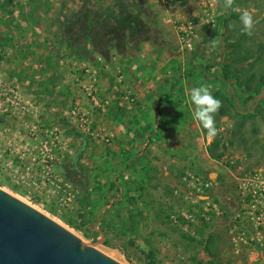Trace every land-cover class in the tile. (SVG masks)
<instances>
[{
	"label": "rangeland",
	"instance_id": "1",
	"mask_svg": "<svg viewBox=\"0 0 264 264\" xmlns=\"http://www.w3.org/2000/svg\"><path fill=\"white\" fill-rule=\"evenodd\" d=\"M235 6L253 11V44L264 45V0ZM230 10L223 0H0V189L120 264H248L207 198L191 188H156L143 158L117 152L108 129L111 110L136 101L124 85L121 53H178L185 66L176 82L209 86L218 100L240 105L243 88L213 79L229 61L224 20L239 26ZM187 23L190 47L180 37ZM261 56L253 67L254 59L236 66L241 80L255 72L252 88L264 74ZM89 92L108 102L105 111L93 107ZM257 103L242 117L215 114L219 131L209 146L222 144L217 166L230 170L231 186L264 163V102L258 110ZM262 236L254 255L260 264L264 229Z\"/></svg>",
	"mask_w": 264,
	"mask_h": 264
},
{
	"label": "crops",
	"instance_id": "2",
	"mask_svg": "<svg viewBox=\"0 0 264 264\" xmlns=\"http://www.w3.org/2000/svg\"><path fill=\"white\" fill-rule=\"evenodd\" d=\"M120 56L124 61V85L134 92L136 101L132 105L122 103L109 114L108 129L116 137L113 148L117 152L124 148L126 154L138 156L137 159L142 157L140 167L149 171L156 188L166 184L187 193L189 188L181 184V179L184 173H191L211 184L205 195L200 194L203 198H216L218 205L234 207L236 185L229 184L230 170L224 171L217 166V160L209 157V138L193 119V106L187 102L190 89L196 86L174 79V74L183 70L185 61L178 53L166 56L153 51ZM166 93L170 98L165 97ZM178 93H184L185 99L178 98ZM144 146L146 151L138 153Z\"/></svg>",
	"mask_w": 264,
	"mask_h": 264
},
{
	"label": "water",
	"instance_id": "3",
	"mask_svg": "<svg viewBox=\"0 0 264 264\" xmlns=\"http://www.w3.org/2000/svg\"><path fill=\"white\" fill-rule=\"evenodd\" d=\"M0 264L120 263L0 189Z\"/></svg>",
	"mask_w": 264,
	"mask_h": 264
},
{
	"label": "built area",
	"instance_id": "4",
	"mask_svg": "<svg viewBox=\"0 0 264 264\" xmlns=\"http://www.w3.org/2000/svg\"><path fill=\"white\" fill-rule=\"evenodd\" d=\"M211 1L214 2L215 0ZM192 30L193 25L191 23H187L181 29V40L188 47L191 46ZM88 96L94 108L105 111L104 106L108 103L107 101L100 105L90 92ZM128 99L129 97H124L125 101H130ZM75 110L73 113L76 112ZM181 184H185L187 188H191L201 195H205L206 191L211 188L210 183L200 181L191 173H184ZM235 190L234 207H225L219 202L220 205L207 202L206 207L209 212H214L219 217H226V228L232 249L235 252L244 251L248 264H260L254 255L257 246H262V229H264V163L239 177L236 181Z\"/></svg>",
	"mask_w": 264,
	"mask_h": 264
},
{
	"label": "trees",
	"instance_id": "5",
	"mask_svg": "<svg viewBox=\"0 0 264 264\" xmlns=\"http://www.w3.org/2000/svg\"><path fill=\"white\" fill-rule=\"evenodd\" d=\"M229 17L230 19L234 18L239 26L235 27L233 24L227 25L228 21L224 20L225 27L229 32L228 39L226 40V43L230 47L228 57L229 61L224 65L221 75L216 74L214 75L213 79L224 81L225 85L229 89H231L232 82L234 81L240 88H243V90L248 93V95L240 105H237L234 102L233 98L227 99L225 96H219L221 97L220 101L222 103V107L217 112L219 118L223 116H229L231 113L238 117H242L244 116V111L249 109L251 107V104H256L258 102L256 105L257 108L255 107V109L258 110L260 109L259 101L262 100V102H264V74H261L258 77L256 84L252 88L250 85L256 76L255 72L253 71L252 73L245 75L244 80H241V70L236 69L237 65L248 62L251 59H254L253 63H251V66L253 67L254 63L260 60V58L262 57L261 55L264 54V45L258 43L255 46L253 44L255 37L254 33H252L251 35H247L242 32L241 24L239 22V14H236L231 9ZM230 25H232V27H230ZM232 67L235 69H233V71H230V68ZM215 98H218V95H215ZM248 116L250 115L248 114ZM237 128L240 129V127ZM201 131L204 135H207L206 131L203 130L202 127ZM222 147V144H219L218 140L213 141L207 148L209 157L217 161L220 158H223L224 155H222V151L219 152V149H222ZM144 249L148 260L151 261L152 254L146 247H144Z\"/></svg>",
	"mask_w": 264,
	"mask_h": 264
},
{
	"label": "clouds",
	"instance_id": "6",
	"mask_svg": "<svg viewBox=\"0 0 264 264\" xmlns=\"http://www.w3.org/2000/svg\"><path fill=\"white\" fill-rule=\"evenodd\" d=\"M235 0H223V6L230 8L239 14V22L241 30L244 34L251 35L254 27L253 11L248 9H241L235 6ZM232 27V25H230ZM219 44L217 39L210 40V46L216 47ZM187 102L193 106V119L201 125L202 129L206 131L209 139L218 135V129L215 122V114L222 107L220 100L212 95L209 86L200 85L190 89Z\"/></svg>",
	"mask_w": 264,
	"mask_h": 264
}]
</instances>
